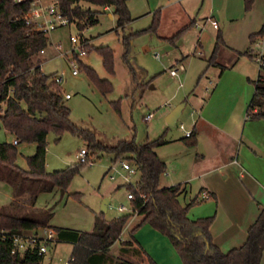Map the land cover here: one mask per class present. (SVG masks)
<instances>
[{
    "label": "trees",
    "instance_id": "1",
    "mask_svg": "<svg viewBox=\"0 0 264 264\" xmlns=\"http://www.w3.org/2000/svg\"><path fill=\"white\" fill-rule=\"evenodd\" d=\"M31 1L0 0V119L3 127L14 134L16 143H35L34 152L26 157L28 168L23 169L15 163L16 143L0 141V170L7 172V176L0 177L14 186L15 182L21 185L28 181L29 186L38 182L37 191H50L55 187L65 190L86 161L46 170V137L51 130L57 134L56 139L65 130L82 136L88 140L87 150L91 154L101 151L114 154V159L133 160L135 168L139 170V177L134 182L126 183L128 190L133 193V198L130 199L132 210L111 219H105L101 211L95 215L90 230L51 225V213L47 209H38L37 214L27 215L15 214L7 206L0 207V228L18 232L38 226L52 227L56 232V241L72 243L71 255L65 264H144L113 256L108 252L111 244L119 239L127 219L137 214L141 218L132 230L143 222H149L169 237L183 264H259L264 251V204L249 225L243 243L222 251L211 240L209 224L213 215L190 219L187 210L195 199L183 205L178 198L179 184L160 186L159 178L165 169V162L155 148L165 142L163 136L137 142L135 134H132L115 143H104L95 136L94 131L71 120L70 109L63 100L65 96L62 87L53 78L55 72H43L39 58H34L41 48L48 45L49 36L43 31L31 29L21 18ZM252 1L244 0L245 8H249ZM86 2L97 7L92 8ZM59 6L78 29L94 24L98 20V12L106 6H111L112 13L116 14L117 26L123 28L132 18L126 0H59ZM159 18L160 11L157 9L150 24L136 32L155 31ZM133 33L135 32L124 35L123 42L128 44ZM259 36H264V24L250 35L252 40ZM221 43V34L218 32L208 58L209 63L215 62ZM95 49L102 55L105 68L112 71V48L100 45L95 46ZM86 69L92 81L103 92L112 88L111 82L99 77L93 68L86 66ZM262 70L264 71V64L258 75L260 87L255 90L247 106L249 117L264 114L263 111H252L253 107L264 104ZM185 139L187 144H194V132L191 130L189 135H185ZM87 160H91L88 154ZM121 243L130 244L131 240H121ZM12 246V239L6 237L0 240V264H50L43 261L44 253L38 252V244L24 251H12ZM142 251L148 259L146 264H157L145 250Z\"/></svg>",
    "mask_w": 264,
    "mask_h": 264
},
{
    "label": "crops",
    "instance_id": "2",
    "mask_svg": "<svg viewBox=\"0 0 264 264\" xmlns=\"http://www.w3.org/2000/svg\"><path fill=\"white\" fill-rule=\"evenodd\" d=\"M126 3L132 17L129 22L141 25L138 30L147 27L159 9L158 25L150 32L166 47L164 54L170 63H185L186 67L175 76L180 84V73L197 75V84L204 79L200 89L192 88L183 99L180 114L187 104L190 107L187 125L181 122V132L164 136L165 142L156 148L165 162L159 184H179L178 198L183 205L195 199L187 210L190 219L213 215L209 231L220 250L239 246L264 204V114L247 115L248 103L260 87L255 49L261 36L252 40L250 35L264 24V0H253L249 8H245L244 0H126ZM212 20H216L217 26L212 25ZM218 32L222 43L215 62L209 63ZM258 110L264 112V104L252 109ZM186 129L195 134L192 145L186 143ZM5 130L13 142L14 134ZM0 190L5 193L1 206L13 203L12 186L2 181ZM203 192L208 195L203 196ZM140 218L135 214L127 219L119 239L109 247V254L132 260L130 248L146 256L143 249L157 264H183L169 237L149 222L132 230ZM49 223L54 225L51 219ZM93 223L91 220L85 230L92 229ZM121 240H131V244L125 245ZM259 264H264V251Z\"/></svg>",
    "mask_w": 264,
    "mask_h": 264
},
{
    "label": "rangeland",
    "instance_id": "3",
    "mask_svg": "<svg viewBox=\"0 0 264 264\" xmlns=\"http://www.w3.org/2000/svg\"><path fill=\"white\" fill-rule=\"evenodd\" d=\"M85 4L92 8L97 7L87 2ZM97 17L98 20L94 24L82 29L86 37L87 51L80 55V62L77 61V74H72L68 62L57 56L53 44L47 46L44 53H37L34 57L39 58L43 72H63L60 86L63 93L70 94L69 97H63V100L70 109L71 120L94 131L95 136L104 143H115L121 138H129L132 134H135L137 142H141L180 133V123L183 122L185 126L188 123V104L173 125L167 124L166 115L175 105L183 102L189 90L201 88L203 77L197 84V75L180 73V84L178 77L169 72V68L178 61L170 63L171 60L164 54L166 47L161 44L155 33L136 32L141 25L135 22H128L123 28L117 26V16L112 13V8L100 10ZM145 26L147 25H142ZM79 30L71 24L52 31L49 39L53 43L59 41L63 48H67L69 34H79ZM131 32L135 33L130 36L129 43H124L123 36ZM100 45L112 48V71L105 68L102 55L95 49V46ZM183 64L185 65L184 62ZM86 66L93 68L99 77L108 79L112 88L103 92L88 75ZM262 75L264 76V71ZM150 111L153 114L146 120L144 116ZM56 137L57 134L52 130L47 133L46 170L78 162L81 148L88 149V140L69 130H65L58 139ZM0 141L12 142V136L3 127L1 119ZM16 148L15 163L27 169L26 157L34 152L35 143L20 141ZM158 152L161 154V148H158ZM88 156L92 161L81 165L79 172L71 178L65 190L53 188L40 193L37 191L38 182L31 186L28 181L21 185L15 182L14 186L0 177V185L5 181L13 188L11 196L14 195V200L11 197L13 203L7 204V209L15 214L27 215L37 214L38 209H47L54 225L84 230L90 226L95 215L100 213L105 197L108 198L106 210L103 211L105 219L127 213L128 210H120L119 205L124 203L130 207V201L126 197L129 191L126 183L134 182L139 177V170L135 168L133 160L114 159V154L101 151L92 154L89 151ZM121 160L127 161L134 167V171L123 168ZM0 175L7 176V172L1 169ZM36 196L38 197L35 203ZM4 198L5 193L0 190V206ZM138 218L136 216V219ZM22 231L28 232L29 229ZM123 235L126 236V232ZM130 249V261L148 263L147 256L133 248ZM71 251L72 243L68 241L47 243L43 261L65 264Z\"/></svg>",
    "mask_w": 264,
    "mask_h": 264
},
{
    "label": "built area",
    "instance_id": "4",
    "mask_svg": "<svg viewBox=\"0 0 264 264\" xmlns=\"http://www.w3.org/2000/svg\"><path fill=\"white\" fill-rule=\"evenodd\" d=\"M21 1V0H16ZM21 18L25 21L27 25L33 30H40L50 35V33L58 28L66 27L68 25H75L67 15H65L60 6L59 0H32L30 7L21 14ZM212 25L217 26L216 20H212ZM79 34L70 33L68 36L69 46L63 48L60 42L53 43L49 39L47 46L53 44L56 49L57 56L65 59L68 62V65L71 67V73L77 74L78 67L77 61L80 62V55L84 54L86 50V37L82 33V29L79 30ZM41 48L38 53L42 54L45 52L46 47ZM255 60L257 61L259 67L264 64V36H261L257 41V48L255 49ZM184 69V64L182 62H177L169 68V72L173 76H178L179 72ZM63 72L54 74L53 78L55 81L59 82L62 80ZM65 97H69L68 92L63 93ZM153 112H148L144 116L148 120L152 116ZM183 127L182 123L180 124ZM191 130L186 129L185 135H189ZM13 143H16L14 139ZM88 150L81 148L79 152V161H88L87 160ZM236 161V160H235ZM123 168L128 169L129 171H134L127 161L121 160ZM206 192H203V196H207ZM126 197L130 200L133 198V193L128 191ZM120 210L127 209L131 211L130 207H127L124 203L119 205ZM135 215V214H134ZM6 237L12 239L13 246L12 251H24L27 249H32L36 244H38V252H43L46 250L47 243L56 241V232L50 226H38L29 229L28 232L16 231L11 232L8 229L0 228V240L5 239Z\"/></svg>",
    "mask_w": 264,
    "mask_h": 264
},
{
    "label": "water",
    "instance_id": "5",
    "mask_svg": "<svg viewBox=\"0 0 264 264\" xmlns=\"http://www.w3.org/2000/svg\"><path fill=\"white\" fill-rule=\"evenodd\" d=\"M184 106V103L181 102L177 105H175L166 115V122L168 125H173L177 119V117L179 116L180 112H181V109L182 107ZM107 201H108V198L105 197L103 198L102 200V203H101V211H105L106 210V206H107ZM206 243V247L208 246V241L206 240L205 241Z\"/></svg>",
    "mask_w": 264,
    "mask_h": 264
}]
</instances>
